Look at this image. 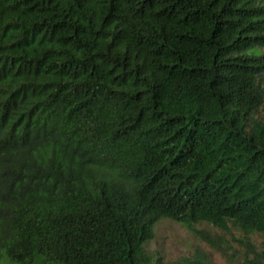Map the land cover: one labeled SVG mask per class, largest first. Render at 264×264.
<instances>
[{
  "label": "trees",
  "instance_id": "1",
  "mask_svg": "<svg viewBox=\"0 0 264 264\" xmlns=\"http://www.w3.org/2000/svg\"><path fill=\"white\" fill-rule=\"evenodd\" d=\"M164 219L264 264V0H0V254L148 264Z\"/></svg>",
  "mask_w": 264,
  "mask_h": 264
},
{
  "label": "rangeland",
  "instance_id": "2",
  "mask_svg": "<svg viewBox=\"0 0 264 264\" xmlns=\"http://www.w3.org/2000/svg\"><path fill=\"white\" fill-rule=\"evenodd\" d=\"M196 231L174 222L161 220L155 229V238L145 246L148 264H174L181 258L206 253L215 264H239L243 233L237 230L221 231L208 224L195 225ZM257 245L264 243L260 234L250 235ZM228 252V256L223 254ZM0 264H16L0 254Z\"/></svg>",
  "mask_w": 264,
  "mask_h": 264
}]
</instances>
